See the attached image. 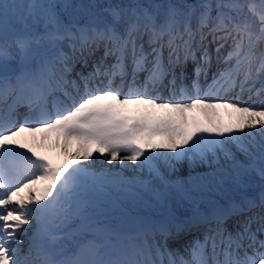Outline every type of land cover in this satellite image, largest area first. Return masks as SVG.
<instances>
[{
	"label": "snow or ice",
	"instance_id": "obj_1",
	"mask_svg": "<svg viewBox=\"0 0 264 264\" xmlns=\"http://www.w3.org/2000/svg\"><path fill=\"white\" fill-rule=\"evenodd\" d=\"M229 41L224 62L236 63L205 88L212 45L219 59ZM257 76L260 103L213 95L217 85L244 91ZM9 97L0 110V264H264V0H0V102ZM220 107L237 121L189 124L186 113ZM49 130L65 148L79 142L71 168L16 147L21 133ZM153 133L165 142L148 141ZM19 158L23 174L13 172ZM38 179L48 181L43 190ZM73 221L63 238L93 239L68 257L54 242ZM199 232L186 256L169 248Z\"/></svg>",
	"mask_w": 264,
	"mask_h": 264
},
{
	"label": "rangeland",
	"instance_id": "obj_2",
	"mask_svg": "<svg viewBox=\"0 0 264 264\" xmlns=\"http://www.w3.org/2000/svg\"><path fill=\"white\" fill-rule=\"evenodd\" d=\"M174 0H170V2H172ZM19 2L21 3H26L28 2V0H19ZM169 2V0H157L155 1V3H167ZM198 0H193V2L191 3H197ZM255 3L259 4L260 0H254ZM215 44L212 45V62H211V67L208 69V75H207V82L205 83V78L202 76L201 77V83L205 85V88H207V85L212 83V76L214 73H216L218 70H222L225 69L227 67H229V65H234L236 63L235 58H233L228 64H226L224 62V56L227 55L228 51L230 50V45L226 44L225 47L223 49H221L220 55H219V59H217V54L215 52ZM68 51L70 52L71 49L69 48ZM102 49L97 51L93 56H89L88 57V61H89V68L91 67L92 61L95 60L96 58H98L99 56L102 55ZM165 58H167V50H165ZM81 63H78L76 66V70L80 71L81 70ZM85 71H87L88 69H84ZM191 71V67H189V72ZM255 75V73H254ZM237 80L241 81L243 80V75H238L237 76ZM261 87V78L259 76H257L256 80L254 83L252 84H245L244 86V91H241L239 85H237V87H235L234 89L231 88H226V87H222L221 85H217V90L213 93V95H219L221 97H225L227 99V101L229 103H234L236 101V98H239L241 101L243 102H247V103H252L253 101H255L256 103H258L260 101V98L256 95L255 90L259 89ZM249 88H252V91H249ZM239 92H241V94H239ZM252 97L251 100H249V97ZM185 102H189V101H185ZM19 111H23L24 107H20L18 108ZM256 110H260V109H256ZM208 115L205 114V111L197 108L189 113H186V116L188 118V122L189 124L192 123L193 120H195L196 122L200 123L203 126H210L209 125V120L211 119L213 122H217L223 125H230L233 124L237 121L239 114L236 113L233 109L231 108H224V107H220V108H216L214 110H207ZM157 115H166L163 112L157 111L156 112ZM174 118L175 119H179L178 116H176L175 114ZM55 130H49L44 132L43 135L37 136L35 139H33V134H29V133H22L19 136L15 137L14 139L17 141V144L20 143L21 145H26V148H32L33 146H38V147H46V148H58V143L56 142L55 136L52 134V132ZM55 134V133H54ZM146 139L154 144H160L165 142L166 140V136L163 133H153L150 136H147ZM157 151H165L164 149H157ZM66 154V153H65ZM62 155L64 159L67 158V154L66 155ZM122 154V153H121ZM120 154V155H121ZM96 156H99V153L97 152H93V156L90 157V162L92 159H94ZM101 159H104L103 157H100ZM83 163H86L84 161H82ZM106 163V162H105ZM131 162L129 161H125V164H129ZM113 165H116L117 167L119 166V161H113ZM113 165H107V167H112ZM97 167H99V165H97ZM179 169H180V173L182 174H187L188 172V163L187 161H183L181 163V165H179ZM198 171H202V169H197ZM125 175H131L132 173L130 171L125 170ZM174 178V177H173ZM257 179H259L257 177ZM193 234H190L188 237L183 238L180 241H172L169 240L168 241V245L170 249H178L180 251V253L182 255H187L184 252V246L190 241L192 240V236ZM196 236H202V235H196ZM192 237V238H191ZM20 239H23V236L20 237Z\"/></svg>",
	"mask_w": 264,
	"mask_h": 264
},
{
	"label": "bare ground",
	"instance_id": "obj_3",
	"mask_svg": "<svg viewBox=\"0 0 264 264\" xmlns=\"http://www.w3.org/2000/svg\"><path fill=\"white\" fill-rule=\"evenodd\" d=\"M67 51H68V49H67ZM11 103H12V98H10L9 101L7 102V107L5 110H7L8 105H10ZM19 113L22 114L24 112H19ZM29 127H31V125ZM24 133L33 134V139H35L37 136L44 134V132H24ZM52 134L55 136L56 142L58 143V148L51 147L48 149L46 147H38L35 145L32 148L19 149V145H21L20 143H18L16 147L18 148L19 151L26 152L30 156H34L33 151H30V150H34L35 153H39L40 157H47L48 160L52 161L56 165H62L65 163L70 164L71 158H70L69 153L76 151L77 147L79 146V142L70 138L68 141L67 147L65 148L63 137L59 136L56 131H53ZM85 147H93V145L89 144V145H85ZM65 153L67 154L66 159L62 158L63 157L62 155H64ZM121 155H123V153ZM84 162L90 163V158L88 161H84ZM16 163L18 165V168H14L13 172L15 173V172L19 171L21 174H23V171H24V169H23V165H24L23 158L17 159ZM71 166L72 165L70 164V168H71ZM25 182H27V181H25ZM47 183H48V181L45 179H38L37 183L35 185H33V187H36V188L43 190L44 186ZM26 193L29 195H32V196L35 195V193H30L28 189H25L24 192L21 193V196H24ZM46 199H51V197H47ZM26 203L28 206H30L31 202L25 201V205H26ZM77 223H78V221H73L71 225L65 227L64 229H62L61 231L56 233V235H58L62 238L59 239L58 241L54 242V243L58 244V245H63L64 252H65L66 256H68V257H72L74 254L79 252V248L77 247V243L85 244L88 240L93 239V237L90 234L77 235V236H74L73 239L63 238L64 231H67L68 227L75 228ZM21 240H26V238L23 237V239H21Z\"/></svg>",
	"mask_w": 264,
	"mask_h": 264
},
{
	"label": "trees",
	"instance_id": "obj_4",
	"mask_svg": "<svg viewBox=\"0 0 264 264\" xmlns=\"http://www.w3.org/2000/svg\"><path fill=\"white\" fill-rule=\"evenodd\" d=\"M153 1H156V0H150V2H153ZM192 0H182V1H178V0H175L174 3H178V4H183L184 2L185 3H188ZM83 2H92V0H83ZM96 3L98 4H109V3H112V4H117V3H126L128 2V0H95ZM229 44H231V42L229 41Z\"/></svg>",
	"mask_w": 264,
	"mask_h": 264
}]
</instances>
